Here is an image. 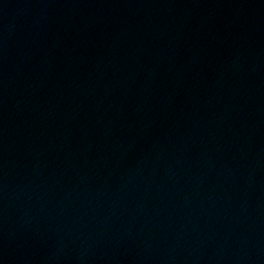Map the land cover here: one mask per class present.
Listing matches in <instances>:
<instances>
[{"label":"water","instance_id":"95a60500","mask_svg":"<svg viewBox=\"0 0 264 264\" xmlns=\"http://www.w3.org/2000/svg\"><path fill=\"white\" fill-rule=\"evenodd\" d=\"M0 65L224 264H264V0H0Z\"/></svg>","mask_w":264,"mask_h":264}]
</instances>
